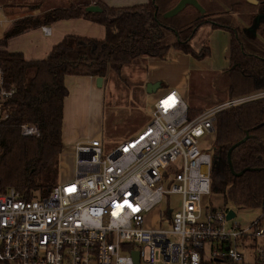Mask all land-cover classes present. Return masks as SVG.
<instances>
[{"label":"built area","instance_id":"obj_1","mask_svg":"<svg viewBox=\"0 0 264 264\" xmlns=\"http://www.w3.org/2000/svg\"><path fill=\"white\" fill-rule=\"evenodd\" d=\"M13 94L0 69V125ZM263 98L261 90L189 117L182 97L170 91L134 138L108 151L97 139L76 143L71 182L31 201L12 189L0 192V264H136L134 253L137 264H244L249 239L258 241L254 263L264 264L259 221L229 225V208L204 201L212 155L201 148L220 111ZM21 135L39 132L25 124ZM168 195L179 196V209L146 227L145 217Z\"/></svg>","mask_w":264,"mask_h":264},{"label":"trees","instance_id":"obj_2","mask_svg":"<svg viewBox=\"0 0 264 264\" xmlns=\"http://www.w3.org/2000/svg\"><path fill=\"white\" fill-rule=\"evenodd\" d=\"M179 1L148 0L126 8L94 3L101 13H87L88 5H69L11 23L0 39V69L6 85L14 91L9 118L0 125V192L12 189L20 199L31 201L47 197L58 185L67 76L106 81L107 73L119 72L131 62L146 58L165 61L171 49L203 61L211 55L209 47L203 46L198 54L190 42L200 28L209 25L211 30L230 36L228 67L224 70L229 79L227 98L264 90V19L255 35L246 32L258 17H264V0H195L203 12L186 6L177 17L165 20L164 14ZM215 18L222 22L213 21ZM75 19L104 27V40L68 35L46 59L29 62L22 54L6 50L7 41L15 36ZM168 34L176 36L178 42L165 44ZM199 111L190 109L189 117ZM25 124L36 126L39 136H22ZM213 134L210 197L222 198L224 208L261 207L264 212V98L220 111ZM246 136L230 153L228 163L229 149ZM258 221L264 228V216Z\"/></svg>","mask_w":264,"mask_h":264},{"label":"crops","instance_id":"obj_3","mask_svg":"<svg viewBox=\"0 0 264 264\" xmlns=\"http://www.w3.org/2000/svg\"><path fill=\"white\" fill-rule=\"evenodd\" d=\"M3 1L4 0H0V32H2L0 33V39L6 34L7 30L11 26V23L14 20L21 18L17 17L20 16L16 13L18 9L11 11L5 9L6 4H16L15 2H19L21 0H10L11 2ZM147 2L148 0H88L85 1V3L78 4L68 2L67 6L88 5L87 7H89L96 6L93 5L94 3H100L113 8H126L143 5ZM61 7L66 6H61L60 2L56 6L39 5L38 10L34 13L36 15H41L43 12ZM9 12L12 13V15ZM28 15L33 16L34 14L30 13ZM41 28L42 27L27 31L9 39L6 44V50L11 53L22 54L24 60L27 62L37 61L46 59L51 53L53 47L58 45L65 36L72 35L93 40H104L106 36L104 27L84 19L60 21L51 26H47L46 28L49 29L48 35L44 34ZM220 31L222 30H210V32ZM228 37L229 38H226L225 35L223 36L225 40L221 59L217 57L216 46L212 44L211 55L209 58L203 61L196 60V62H193L195 60L190 57L192 59L190 69L194 68V70H201L205 68L208 71H223L227 69L228 66L226 60L229 56L230 47V36ZM226 47L227 50H225ZM186 59L187 58L184 60ZM159 61H153L152 63L155 68L162 69L166 64L167 59L165 61ZM144 66L148 68L151 64ZM158 73L159 72H157L155 76L151 77V75H148V70L146 69L143 74L145 84L158 83L159 88L165 86L166 91L177 92L184 101L185 89H183L181 84L168 86L164 83L165 78L163 75L160 74L161 76H159ZM180 73H182V71ZM96 80L97 79L90 77L73 76H67L64 79V85L68 90V96L65 98L63 104V149L60 161H62L63 158L68 157L72 163L74 157L73 147L78 142H86L97 139L101 141L104 150H107L108 148L115 147L134 138L142 132L151 121L152 113L149 117H147L145 114L139 112L138 109H133L129 107V105H121V107H119L108 104L106 101L104 87H97ZM104 83L105 81L103 79L102 85ZM220 102L221 100L216 99V101L210 103V107L222 104ZM244 264L250 263L245 260ZM251 264H254V260Z\"/></svg>","mask_w":264,"mask_h":264},{"label":"rangeland","instance_id":"obj_4","mask_svg":"<svg viewBox=\"0 0 264 264\" xmlns=\"http://www.w3.org/2000/svg\"><path fill=\"white\" fill-rule=\"evenodd\" d=\"M10 1V0H4ZM3 1V2H4ZM88 0H21L15 2L16 4L8 3V11L18 9L16 13L20 16L25 17L30 13H33L34 17H37L34 12L38 10L39 5L42 6H56L60 2L61 6H67L68 2L72 4L85 3ZM11 2V1H10ZM37 9L35 10V8ZM35 10V11H34ZM10 13V12H9ZM181 13V12H180ZM179 13V14H180ZM12 15V13H10ZM178 14V15H179ZM165 15V14H164ZM177 15V16H178ZM175 16V17H177ZM164 17V16H163ZM164 18L165 20L173 19ZM2 19V18H1ZM213 21L219 23L222 22L218 18L212 19ZM212 26L206 25L199 29L196 36L191 40L190 44L195 53L200 54L202 52L203 46H208L210 52L212 50V44L216 46L217 57L221 59V55L224 50V40L223 36L229 38L228 33L225 32H210ZM2 33V32H0ZM178 39L172 34H168L165 39V44L171 45V43H177ZM220 49V50H219ZM227 50V47L225 48ZM144 58V57H143ZM187 58L186 60H184ZM189 58V59H188ZM167 61L163 68H155L153 61H159L157 59H143L140 61L131 62L122 67L119 72H109L106 75V81L102 85L105 90L106 101L108 104L121 107V105H129L133 109H138L139 112L145 114L149 117L153 111L155 103L165 94L170 91L165 90V86L158 88L156 92L148 94L146 90L144 72L147 69L148 75L155 76L157 72L159 76L163 75L165 78L164 83L168 86H175L181 84L183 89H185L184 102L187 107L193 110H197L200 113L206 109L210 108L211 104L216 99L221 100L220 103L229 100L227 98L226 89L229 83L228 75L226 71H208L205 68L201 70L190 69L191 58L189 56L183 55V53L170 50L166 57ZM188 60V61H187ZM195 60V59H193ZM190 61V62H189ZM160 62V61H159ZM193 62H196L193 61ZM223 62V58H222ZM228 66V57L226 60ZM151 64L148 68L144 65ZM181 69V70H179ZM226 70V69H225ZM182 71V73H180ZM161 74V75H160ZM101 86V88H102ZM250 95V94H249ZM206 107V108H204ZM214 142V134L206 135L202 141L201 148L208 149L210 152L212 150V145ZM118 146V145H117ZM116 147V146H115ZM108 148V150L113 149ZM212 153V152H211ZM61 158V157H60ZM73 161L70 162L68 157H65L60 161V174L59 179L62 183L71 182L74 175ZM204 201L210 206L211 209L223 210L224 208L223 200L219 197H208ZM180 198L176 195L165 196L162 203L155 209H153L145 217V226L149 228H154L159 224V216L163 215L170 209L175 212L179 209ZM227 207L235 213V217L228 222L229 225L232 223L239 224L242 228L249 226L252 222L257 221L263 214L262 208L255 209H243L237 208L233 205H227ZM249 249L245 248V260L250 264L253 262L255 255V247L258 241L249 239L247 241ZM246 243V246H247Z\"/></svg>","mask_w":264,"mask_h":264},{"label":"water","instance_id":"obj_5","mask_svg":"<svg viewBox=\"0 0 264 264\" xmlns=\"http://www.w3.org/2000/svg\"><path fill=\"white\" fill-rule=\"evenodd\" d=\"M249 2L251 3H257L255 0H248ZM186 6H192L194 7L195 9H197L199 12H203L202 8L197 4V2L195 0H180L179 3L173 8L171 9L170 11H168L165 15H164V18H172V17H175L177 16ZM86 12L87 13H101V9L97 6H89L86 8ZM264 17L260 16L258 17L256 20H255V23L254 25L249 28L246 32L248 34H252V35H255V32H256V29H257V26H258V23L260 22V20H263ZM102 83H103V79L102 78H97L96 80V84H97V87L101 88L102 86ZM159 88V84L156 83V84H148L147 87H146V92L148 94H151L153 92H156L157 89ZM248 136H246L243 140H241L240 142L236 143L235 145H233L229 151H228V163L230 162V153L233 151V149H235L236 147H238L239 145H241L242 143H244V141L247 139ZM231 169V167H230ZM232 171V169H231ZM243 172L237 174V176H240ZM235 217V213L230 210L227 214V219L230 220V219H233ZM134 258H135V262L136 264L138 263V260H137V254L134 253L133 254Z\"/></svg>","mask_w":264,"mask_h":264}]
</instances>
